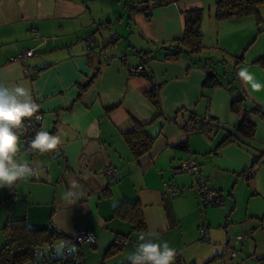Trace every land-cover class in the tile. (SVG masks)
<instances>
[{"label":"crops","instance_id":"1","mask_svg":"<svg viewBox=\"0 0 264 264\" xmlns=\"http://www.w3.org/2000/svg\"><path fill=\"white\" fill-rule=\"evenodd\" d=\"M216 1L0 0V83L29 88L40 106L42 130L61 137L55 149L44 152L25 148L18 139L14 159L34 165L38 178L28 175L0 186V224L10 217L23 219L31 227L53 226L60 234L54 241L63 242L64 249L77 231L89 229L95 241L83 244L93 248H86L88 254L101 256L99 264H132L129 254L149 238L148 233L154 242L166 241L175 250L180 260L172 264H238L232 262L236 254L231 256V251L223 256L228 237L219 252L222 233L212 232L206 206L198 209L196 192L183 189L185 183L180 185L172 170L188 157L194 156L199 164L209 158L210 167L199 170L212 179L216 193L227 189L229 177L235 176L233 180H248L253 193L264 197V120L247 114L256 123L254 136L247 138L237 128L245 112L230 109L231 97L238 92L246 94L248 105L264 106V88L251 90L237 75L246 66L264 83V66L253 63L264 55V12L259 6V20L252 14L217 20ZM143 3L153 6L140 9ZM192 8L203 12L201 56L211 59L206 67L188 66L186 54L163 58V46L172 45L183 34L184 13ZM89 35L92 42L85 40ZM245 47L243 62L234 65L233 55ZM28 48H34L32 55L12 59ZM141 60L145 72L160 84V112L145 95L148 77L128 69ZM24 67L29 74L35 71L34 77ZM209 67L221 82L204 88ZM96 68L98 72L81 91L79 86L87 83ZM203 114L213 117L217 126L184 127L191 117ZM135 122L154 135L150 149L137 159L122 136ZM228 134L233 140L220 144ZM182 142L186 148L178 146ZM259 153L262 157L247 172L246 166ZM107 165L117 167L112 176L102 171ZM163 182L180 186L181 195L167 194ZM122 199L139 202L144 229L137 230L128 219L113 215L114 205ZM176 203L180 211L174 209ZM257 213L253 207L246 208L240 218L242 231L251 232L252 237L240 249L262 260L264 228L257 222ZM229 215H225V226L237 221ZM202 224L207 226L205 240L199 238ZM115 239L121 240L119 248L106 254ZM77 246L84 260L82 246L76 243L74 250ZM39 256L54 260L43 253Z\"/></svg>","mask_w":264,"mask_h":264},{"label":"trees","instance_id":"2","mask_svg":"<svg viewBox=\"0 0 264 264\" xmlns=\"http://www.w3.org/2000/svg\"><path fill=\"white\" fill-rule=\"evenodd\" d=\"M165 1L166 0H152L154 4H162ZM263 4L264 0H217L215 3L214 16L217 20H223L230 17H242L252 14L255 15L259 20L260 15L258 14V7ZM202 15L203 12L201 8H192L186 10V12L184 13L183 34L179 38L175 39L172 45L170 44L168 46H163L164 59H178L181 54H186L190 59V63L188 66H190L191 64H198L202 67H206L209 65L211 59L201 56V53L205 48V45L203 43L202 31L200 29ZM258 30H261V28L259 27ZM111 41H113V39ZM245 49L246 47L239 54L233 55L234 65L243 62ZM253 63L259 66H264V55L255 59ZM145 71L146 70L143 67L136 73H142L148 77L149 87L145 91V95L155 107V109L160 112V84L156 83L152 79V77L148 75V72ZM97 72L98 68L95 69L94 73L92 74V76H90L87 83L79 86L81 91L84 90L85 87L91 82ZM35 74L36 72L33 71V75L31 77H34ZM220 82L221 81L218 79V77L206 75L202 86L204 88H211L217 84H220ZM230 109L235 113H239L241 111L245 112L238 124V132L244 137L252 138L255 133L256 123L253 119L248 117L247 114L258 116L264 120V106L257 102L248 105L246 94L238 92L231 97ZM196 116L197 115L191 117L190 122L184 125L186 129L200 130L211 126H217L216 120L210 115L209 121L201 125L197 124ZM122 136L134 159H137L144 153H146L150 149L154 140V135L150 134V132H148L143 125H140L137 122L133 123L130 129L122 131ZM232 140L233 136L231 134H228L220 142V144H224ZM178 146L181 148H186L187 143L182 142ZM261 157L262 153H259L254 157L252 162L246 166L247 172L252 171L253 167ZM220 196V192L217 193L214 201L210 202L209 204H220ZM113 215H118L122 218L128 219L132 223V226L137 230H142L145 228L140 204L137 200L122 199L114 205ZM201 226H204L205 229H207V226L205 224H202ZM2 231L4 234V241L0 246V264H24L25 262L30 260L33 261L34 264L46 261H51V263L54 264L61 258V256H59L54 258V260H48L41 258L38 255V248L43 243L46 242L51 244L52 241L60 237L58 230L53 226L31 227L23 219L8 217L3 223ZM120 244L121 240H113L108 246L106 254L108 251L112 252L114 250H117ZM65 251L66 249H63V253ZM67 255L68 257L66 261L68 262V264H77L83 262V254L78 246L73 252L71 251ZM177 257L178 255L174 253V259H177Z\"/></svg>","mask_w":264,"mask_h":264},{"label":"clouds","instance_id":"3","mask_svg":"<svg viewBox=\"0 0 264 264\" xmlns=\"http://www.w3.org/2000/svg\"><path fill=\"white\" fill-rule=\"evenodd\" d=\"M237 75L251 90L264 88V83L257 80L246 66L239 68ZM39 107L32 99L30 89L24 84L8 86L0 83V186L11 185L18 178L31 174L32 170L26 162H17L14 159L20 135L14 129L22 127V118L39 119ZM60 141V136L40 130L35 133L30 143L32 148L44 152L55 149ZM147 235L149 238L129 254L132 264H172L175 250L166 241L154 242L151 239L152 233ZM141 239H144L143 236ZM62 246L63 242L57 245L58 248Z\"/></svg>","mask_w":264,"mask_h":264},{"label":"rangeland","instance_id":"4","mask_svg":"<svg viewBox=\"0 0 264 264\" xmlns=\"http://www.w3.org/2000/svg\"><path fill=\"white\" fill-rule=\"evenodd\" d=\"M263 12H264V4L260 5L259 7ZM235 113V112H234ZM257 117V116H256ZM255 117V118H256ZM260 118V117H258ZM20 140V142L23 144V141L21 138H18ZM202 154H198V158L201 157ZM192 158H194V156H192ZM207 159L209 158H205V160H201V164H199V168H206V167H210V161H208ZM213 160V158H210ZM180 163V162H179ZM175 171L174 177H176V179L180 182L179 184L181 185L182 181L185 183V187L183 189H193L196 192L197 195V199H198V209H200L202 211L201 208H204L206 206L205 209H207L208 213H209V218H210V226H212L213 231L217 233L219 231V233H222L224 240L220 241L219 244L217 245L219 252L222 253L223 249L226 247L225 245V240L227 239V237L229 238V246L228 249L226 250V253L223 254V256H226L227 253H229L230 251H234L236 256H234L231 260L233 263L237 262L238 264H264V259H257L253 256H248L245 253V250L240 249V247L242 246V242L248 241V240H252V237H250L249 239L243 241L240 239H237L236 236L238 234H243L246 233L247 231H242L241 227L244 223H242V220L240 218H242L245 215V211L246 208H254L258 213V217L259 221L258 224L259 226L264 228V197L259 194V193H253L254 190L252 191V187L251 185L248 183V180L245 179H238L237 181L233 180L234 177H229V182L227 184V189H223L220 193L222 194V200L220 204H205V206L201 203L200 201V194L197 188V184L195 182L194 179V175L191 172L188 171H181L180 169H178L177 167L172 169ZM201 172V171H200ZM236 174V173H235ZM202 176L206 177L204 174L201 173ZM211 180L212 179H208L206 177V184L211 187ZM235 181V182H234ZM234 182V183H233ZM169 183V182H168ZM171 184V183H169ZM233 184L232 187V194H229L230 190H231V185ZM174 186H177L175 184H171ZM180 187V186H177ZM253 193V194H252ZM181 195V194H180ZM175 195L172 196L174 198H177L180 196ZM174 209L180 211L181 210V205L176 203L174 206ZM189 207V206H188ZM229 213H231V216H233V219L237 220L234 221L232 223H229L227 226H225V215L227 214V218H229ZM256 220H258L256 218ZM188 221V220H187ZM4 223V222H3ZM3 223L0 224V246L4 241V234L2 231V226ZM232 226V229H231ZM260 227H258V229L260 230ZM209 228V226H208ZM251 233V232H249ZM213 234H211L210 236H212ZM200 238V235H199ZM201 239V238H200ZM211 241V239L209 240V242ZM249 241V242H250ZM212 242V241H211ZM60 244V241L56 240L54 241L52 244L49 243H43L39 248H38V255H41V253L52 256V258H56L62 255L63 253V246L62 247H57V245ZM81 243L82 249L84 251V260H83V264H99L100 260H101V256L98 255H94V253L92 254H88V251L86 250V248H89L91 251H93V248H91L90 245H88L87 243L83 244ZM79 245V244H78ZM67 250L69 251H73L74 248L76 247V243L75 242H71L68 245ZM233 247V248H232ZM190 248V247H189Z\"/></svg>","mask_w":264,"mask_h":264},{"label":"built area","instance_id":"5","mask_svg":"<svg viewBox=\"0 0 264 264\" xmlns=\"http://www.w3.org/2000/svg\"><path fill=\"white\" fill-rule=\"evenodd\" d=\"M42 40H44V37H42ZM86 41L88 42H92L93 41V37L91 35L87 36L85 38ZM34 52V48H28L26 50H24L21 53L16 54L14 57H12V59L14 60H19L22 59L23 57H27L32 55ZM144 67V61L141 60L139 63H137L134 66H129L128 69L130 72L132 73H136L137 71L141 70ZM24 71L26 72V74H29L28 69L26 67H24ZM30 76L33 74H29ZM32 99L37 103V101L32 97ZM38 113H39V119L34 120L33 117H27V118H22V127L18 128V129H14V131H18L20 133L19 138L22 139L25 148H31V139L32 137L35 135V133L37 131L42 130L41 126H40V112H39V108H38ZM36 114H34L35 116ZM209 115L208 114H203V115H197L196 116V120H197V124H205L209 121ZM191 126V125H190ZM29 167L31 168V176L34 178H38V173L36 170V167L32 164H28ZM178 169H180L181 171H188L191 172L194 175V179L195 182L197 184V188L200 194V201L203 205L208 204L212 201H214V199L217 196V193L206 184V177L202 176L199 170V163L196 159L188 157L185 159H182L179 163V166L177 167ZM117 170L116 166L113 165H107L105 167H103L102 171L108 175V176H112L114 174V172ZM163 189L164 191L172 196L178 195L181 192V188L171 185L167 182H163ZM200 231H201V235L200 238L201 239H205L207 238V231L205 229L204 226L200 227ZM250 233L246 232L243 234H238L236 236L237 239L240 240H246L247 238H249ZM71 241L77 243V244H81L84 242H88L90 244H93L95 241V234L93 231L89 230V229H82L77 231ZM67 252V253H65ZM64 253H62L60 260H58V264H68V262L66 261L67 257H68V253H70L67 249ZM230 255L233 256L235 255L234 251L230 252ZM176 260H180L178 257ZM35 264H53L51 263V261H46V262H40V263H35ZM146 264V262H145Z\"/></svg>","mask_w":264,"mask_h":264},{"label":"water","instance_id":"6","mask_svg":"<svg viewBox=\"0 0 264 264\" xmlns=\"http://www.w3.org/2000/svg\"><path fill=\"white\" fill-rule=\"evenodd\" d=\"M146 6H153L152 4H149V3H143V5H140V9L146 7ZM207 73L211 76H216V72L213 70L212 67H209L207 69Z\"/></svg>","mask_w":264,"mask_h":264}]
</instances>
